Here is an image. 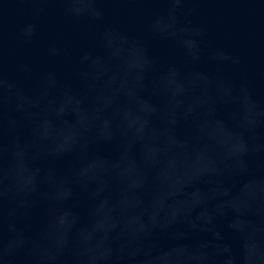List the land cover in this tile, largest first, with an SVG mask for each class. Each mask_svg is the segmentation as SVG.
Instances as JSON below:
<instances>
[{
    "label": "water",
    "instance_id": "95a60500",
    "mask_svg": "<svg viewBox=\"0 0 264 264\" xmlns=\"http://www.w3.org/2000/svg\"><path fill=\"white\" fill-rule=\"evenodd\" d=\"M0 264H264V0H0Z\"/></svg>",
    "mask_w": 264,
    "mask_h": 264
}]
</instances>
